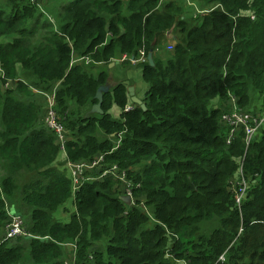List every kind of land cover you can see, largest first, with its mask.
<instances>
[{"label": "trees", "instance_id": "obj_1", "mask_svg": "<svg viewBox=\"0 0 264 264\" xmlns=\"http://www.w3.org/2000/svg\"><path fill=\"white\" fill-rule=\"evenodd\" d=\"M18 1L0 23L26 32L0 45V234L9 206L27 215L28 234L0 243V264H71L66 245L74 264H264V127L249 145L244 128L228 144L222 121L235 105L250 116L256 99L264 107V0H63L52 30ZM167 45L166 59L156 55ZM141 51L154 62L137 64L146 109L124 111L127 88L109 64ZM53 93L72 137L66 163L104 157L76 192L45 122ZM242 163L254 181L240 207L231 181ZM114 166L141 184L133 199Z\"/></svg>", "mask_w": 264, "mask_h": 264}, {"label": "built area", "instance_id": "obj_2", "mask_svg": "<svg viewBox=\"0 0 264 264\" xmlns=\"http://www.w3.org/2000/svg\"><path fill=\"white\" fill-rule=\"evenodd\" d=\"M252 18H255V15H252ZM169 49L173 50V45H169ZM148 57H146L145 52L141 51V55L138 59H133L135 63L146 62ZM90 59L86 58V62H89ZM15 82H8L5 87H13ZM48 112L46 116V126L55 132L61 143V148L65 151L64 144L69 140V132L63 125L58 113L55 110L56 98L55 94L48 95ZM235 104V99H233ZM134 108L133 104H128L124 111H130ZM222 121L230 128L229 135L227 138V143L230 144L234 139L237 132L244 128L246 138L245 142L247 145L250 144L256 133L259 131V127L262 122L254 120L252 116L247 115L244 111H241L235 105L233 109L228 112H225L222 115ZM103 155L99 156L92 164L87 163H69L68 166L71 172V178L73 180L74 189H78L83 181L86 180V171L90 168H93L95 165L103 161ZM113 171L116 174V177L121 181V192L129 197L134 198L135 190L141 187L140 183H135L133 180L127 178L126 172H120L118 166H114ZM109 171H105L103 175H107ZM248 178L245 174L244 165L241 164L236 176L231 181V190L235 194L236 202L238 206H242L244 197L247 195V192L254 180ZM135 183V185L133 184ZM136 186V187H135ZM135 187V189H134ZM146 202V201H145ZM145 202L141 204L143 209H146L148 213V208L145 205ZM27 230L24 225V220L21 216H13L10 223L7 225L6 229L3 232V235L0 237V243H3L7 240L14 239L16 237L27 235Z\"/></svg>", "mask_w": 264, "mask_h": 264}, {"label": "rangeland", "instance_id": "obj_3", "mask_svg": "<svg viewBox=\"0 0 264 264\" xmlns=\"http://www.w3.org/2000/svg\"><path fill=\"white\" fill-rule=\"evenodd\" d=\"M18 2H19L18 0H13V1L0 0V18H1L0 23L1 22L2 23L7 22L11 18H13L14 7L16 6V4ZM62 3H63V0H30L31 8H36L37 12H40V14L43 16V18H41V21L42 22L46 21V23H48L50 25V30H52L51 27L54 29L59 28V27L54 25V20H55V17L59 14V10L61 8L60 5ZM212 7H214V5H212V4L204 6V8L206 10L205 12H210ZM214 8H217V6ZM40 24H45V23H33V22H31L30 19H26L24 28H30L31 27L34 30H36L37 28H38L37 30H39L38 26ZM49 31L42 30L41 34H46ZM1 32H4V34ZM16 34L24 36L26 34V32L23 31L20 33V32H15V31L9 30L7 28V24H5V23L0 25V45L14 41L17 38ZM34 39L36 40L37 37H34ZM163 50L164 51H162L161 53H157L156 55H158V56L161 55L163 58L166 59L169 56V52L172 50L169 49V45L165 46ZM141 72H142L141 66H138V65L133 66L129 63H123L122 62V63H118V64H116V66H114L113 76H114L115 82H119L121 79H124V80L132 79V82L136 81V83L139 87H142V88L146 87V90H147L148 89V83L144 79H141V77H140ZM255 105H256V111L253 110V112H250V113L256 115L255 117H253L254 120H257L258 122H262L260 127H259V130H260L264 127V107H263V105L260 104L258 99H256ZM230 106H231L230 103H226V107L224 108V111L230 110ZM238 109H240V108H238ZM240 110L244 111V113L246 112V110H244V109H240ZM47 112H48V107H46V111H45V120H46ZM254 115H252V116H254ZM66 161H67L66 153L63 150H61V152L58 155V159L56 160V163H57V165H59L61 170H63V168H64L63 166L68 165V163H66ZM238 162H239V159H238ZM1 176H2V173H1V169H0V180H1ZM19 182L21 183L20 180H19ZM74 191L76 192L77 189H74ZM9 207H10L9 214L11 215L10 221L12 220L13 216H18V215L21 216L24 220V223H25L24 225H25V228L27 230V226H28L26 223L28 221L27 215L25 214L26 215L25 216L23 214L24 213L23 211H21L17 208L15 209L13 206H9ZM74 209H75V203L73 202V200H69L68 206L65 207L64 212L67 213V212H70L72 210L74 211ZM18 211H20V212H18ZM60 213H61V210L59 211V215H60ZM10 221L8 222V224L10 223ZM4 230H3V232H4ZM2 235H3V233L0 234V237ZM102 247L103 246L100 244V242H96L92 250L93 251L101 250L100 248H102ZM26 264H34V263L30 259H27Z\"/></svg>", "mask_w": 264, "mask_h": 264}, {"label": "crops", "instance_id": "obj_4", "mask_svg": "<svg viewBox=\"0 0 264 264\" xmlns=\"http://www.w3.org/2000/svg\"><path fill=\"white\" fill-rule=\"evenodd\" d=\"M174 38V37H173ZM172 38V39H173ZM171 39H169L168 38V41H170ZM168 41H167V43H168ZM172 42V41H171ZM126 58V55H123V56H121V57H119V58H117V59H114V60H120L121 62H123V60ZM120 62V63H121ZM137 64L138 63H135V62H133L132 61V64L131 65H133V66H137ZM110 65H111V63L109 64V67H110ZM114 66H116V65H114ZM114 66L113 67H110V69L112 70V71H114ZM143 76V71L141 72V74H140V77H141V79H144V77H142ZM145 80V79H144ZM120 81H122V83H124V85L126 86V88H127V96H128V104H130L131 102H132V100H131V95H130V91H129V87H134V89H135V94H136V96H138V98H140V99H143L144 98V96H145V94H146V92H147V90H146V87L145 88H142V87H139L138 85H137V83H136V81L135 82H132V79H129V80H124V79H121ZM114 83V82H113ZM149 86V85H148ZM110 112H111V114H113L114 116H119L120 114H121V112H122V108L121 107H119V106H117V105H113L112 106V108L110 109ZM72 139V137L69 135V140H71ZM67 157V156H66ZM69 203V202H68ZM68 203H66V205L65 206H63L60 210H61V213H60V215H59V212L56 214V218H58V219H60V220H62V221H67V220H69V218H70V215H71V212L73 211H70V212H67V213H65L64 212V209H65V207L66 206H68ZM59 210V211H60ZM64 213V214H63ZM65 215V216H64ZM65 249H66V252H67V257L68 258H70V260H71V264H74L73 262H74V247H73V245H66L65 246ZM68 264H70V263H68Z\"/></svg>", "mask_w": 264, "mask_h": 264}, {"label": "water", "instance_id": "obj_5", "mask_svg": "<svg viewBox=\"0 0 264 264\" xmlns=\"http://www.w3.org/2000/svg\"><path fill=\"white\" fill-rule=\"evenodd\" d=\"M172 32H173V28H172V29L168 32V34H167V36H168L169 39H172V38H173ZM148 60H149V62H150L151 64L154 63V62H153V57H152V55H149V56H148ZM120 62H121L120 60H114V61L111 63L110 67H113L114 65H116V64H118V63H120ZM129 91H130V95H131L132 103L139 105L142 109L145 110V109H146V105H145V103L142 101V99H140V98H138V96H136L134 87H129Z\"/></svg>", "mask_w": 264, "mask_h": 264}, {"label": "bare ground", "instance_id": "obj_6", "mask_svg": "<svg viewBox=\"0 0 264 264\" xmlns=\"http://www.w3.org/2000/svg\"><path fill=\"white\" fill-rule=\"evenodd\" d=\"M75 61H73V63H74ZM16 80V79H15ZM22 80V79H21ZM55 133V132H54ZM56 134V133H55ZM61 145V144H60ZM60 147V146H59ZM60 149V148H59ZM62 149V148H61ZM65 152V151H64ZM101 154V153H100ZM105 156V155H104ZM70 162V161H69ZM65 165V164H64ZM98 165H96V167H97ZM64 167V166H63ZM112 167V166H111ZM96 169V168H95ZM99 173V172H98ZM69 174V173H68ZM99 176V175H98ZM91 178V177H90ZM95 180V179H94ZM89 181V180H88ZM84 184V183H83ZM80 189V188H79ZM135 192H136V190H135ZM136 197V196H135ZM122 198V197H121ZM126 198V197H125ZM131 201V200H130ZM138 201H139V199H138ZM140 202V201H139ZM138 204V203H137ZM133 205V204H132ZM128 206V205H127ZM128 209V208H127ZM126 213V212H125ZM150 214V213H149ZM148 214V215H149ZM25 224V223H24Z\"/></svg>", "mask_w": 264, "mask_h": 264}, {"label": "clouds", "instance_id": "obj_7", "mask_svg": "<svg viewBox=\"0 0 264 264\" xmlns=\"http://www.w3.org/2000/svg\"><path fill=\"white\" fill-rule=\"evenodd\" d=\"M131 104H133V103H131Z\"/></svg>", "mask_w": 264, "mask_h": 264}]
</instances>
